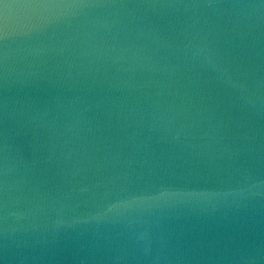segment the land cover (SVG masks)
<instances>
[{"label":"water","instance_id":"obj_1","mask_svg":"<svg viewBox=\"0 0 264 264\" xmlns=\"http://www.w3.org/2000/svg\"><path fill=\"white\" fill-rule=\"evenodd\" d=\"M0 264H264V0H0Z\"/></svg>","mask_w":264,"mask_h":264}]
</instances>
